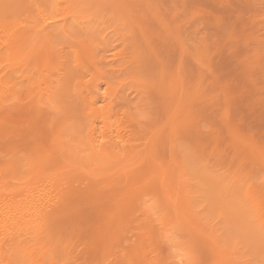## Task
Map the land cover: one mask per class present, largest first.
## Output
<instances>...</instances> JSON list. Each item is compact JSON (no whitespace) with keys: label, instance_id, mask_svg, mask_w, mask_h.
Masks as SVG:
<instances>
[{"label":"rangeland","instance_id":"rangeland-1","mask_svg":"<svg viewBox=\"0 0 264 264\" xmlns=\"http://www.w3.org/2000/svg\"><path fill=\"white\" fill-rule=\"evenodd\" d=\"M11 38L21 39L13 54L24 58H14L23 61L18 69L4 46ZM0 48V76L8 80L0 81L7 95L0 98V143L20 137L11 142L16 149L0 145V183L13 179L7 192L0 185L2 210L17 214L11 205L25 198L16 202L26 205L22 214L44 207L38 212H48L54 240L72 228L85 235L67 243L70 264L264 262V0H0ZM20 141L34 160L49 145L51 157L73 148L77 159L52 162L64 177L27 176L21 157L29 153ZM38 141L42 152H35ZM91 142L110 157L96 156ZM52 249L48 263L57 264L67 248Z\"/></svg>","mask_w":264,"mask_h":264},{"label":"bare ground","instance_id":"bare-ground-1","mask_svg":"<svg viewBox=\"0 0 264 264\" xmlns=\"http://www.w3.org/2000/svg\"><path fill=\"white\" fill-rule=\"evenodd\" d=\"M92 1H94V0H92ZM97 1H99V0H97ZM4 2V1H3ZM89 2V1H88ZM121 2V1H120ZM63 3V2H62ZM100 3V5L102 6L103 5V3L101 4V2H99ZM94 4V3H93ZM89 5V4H88ZM94 5H98V3H96V4H94ZM119 5V4H118ZM117 5V6H118ZM99 6V5H98ZM97 6V7H98ZM120 6V5H119ZM118 6V7H119ZM32 7V6H31ZM117 7V8H118ZM6 8V7H5ZM103 8V7H102ZM128 8V7H127ZM120 9V8H119ZM89 10V9H88ZM97 10V9H96ZM104 10V9H103ZM150 10V9H149ZM14 11V10H13ZM41 11V10H40ZM94 11V10H93ZM125 11V10H124ZM123 11V12H124ZM45 12V11H44ZM71 12V11H70ZM89 12H90V10H89ZM113 12H115V11H113ZM102 13V12H101ZM128 13V12H127ZM75 14V13H74ZM77 14V13H76ZM98 14H99V11H98ZM129 14H131V13H129ZM120 14H118V16H119ZM89 16V15H88ZM117 16V17H118ZM113 17H115L114 15H113ZM125 17V16H124ZM127 17H129V16H127ZM42 19V18H41ZM45 19V18H44ZM47 19V18H46ZM46 21V20H45ZM35 23V22H34ZM44 23V22H43ZM2 24H3V22H2ZM37 25V24H36ZM35 25V26H36ZM41 25V24H40ZM39 25V26H40ZM7 26H10V25H7ZM6 26V27H7ZM34 26V27H35ZM50 26V25H49ZM12 27V26H11ZM25 28V27H24ZM37 28H38V26H37ZM46 28H48V27H46V25H42L41 26V29L40 30H38L37 29V32L41 35V33L44 31V34H45V29ZM196 28V27H195ZM4 30H6V29H4ZM8 30H10V29H8ZM12 30V29H11ZM11 30H10V32H11ZM21 30V29H20ZM27 30V29H26ZM16 31V30H15ZM22 31V30H21ZM25 31V30H24ZM33 31V30H32ZM31 31V32H32ZM23 32V31H22ZM26 32H28V31H26ZM30 32V31H29ZM30 32V33H31ZM36 32V30L34 31V33ZM37 32H36V37H37ZM64 33V32H63ZM25 34V33H24ZM24 34H22V35H24ZM10 35V34H9ZM11 35H12V33H11ZM21 35V36H22ZM43 35V34H42ZM16 36V35H15ZM18 37V36H17ZM35 37V38H36ZM19 38V37H18ZM14 39V38H13ZM12 38L10 39V40H13ZM22 39H23V37H22ZM14 40H17V38H15ZM14 40L12 41V42H14ZM19 40H21V39H18V43L20 42ZM28 40H29V38H28ZM33 41V40H32ZM10 46H8V44H5V43H3V44H5L4 46L6 47V45H7V47H8V52L10 53V55L13 57L12 58V61L13 62H11V66H13L14 67V64H16V68L18 67V64L17 63H23V61L22 62H19L20 60H23L24 58H23V56H20V57H22L21 59L19 58V56H16V57H18L20 60L16 63V61L18 60V58H17V60L16 59H14V58H16V57H14L13 56V54H14V51H17V48H18V43L15 41L14 43H12L11 44V42H8V41H6ZM28 42V41H27ZM34 42L35 41H33V44H34ZM37 43V42H36ZM35 43V44H36ZM14 44V45H13ZM28 44V43H27ZM38 44V43H37ZM11 45H13V47L11 46ZM29 46H30V44H29ZM4 47V48H5ZM19 47H20V45H19ZM2 48V47H1ZM0 48V49H1ZM25 48H26V46H25ZM7 49V48H6ZM15 49V50H14ZM23 49V48H22ZM39 49V48H38ZM4 50V49H3ZM12 50H13V53H12ZM36 50V49H35ZM19 52V51H18ZM201 54V53H200ZM3 55V54H2ZM7 55H9L8 53H7ZM24 55V54H23ZM202 56V55H201ZM11 58V57H10ZM9 58V59H10ZM62 58V57H61ZM133 58V57H132ZM137 58V57H136ZM16 60V61H15ZM25 61V60H24ZM1 62H2V60H1ZM10 62V61H9ZM58 62V61H57ZM14 63V64H13ZM3 65H6V64H3ZM9 65V64H8ZM20 65V64H19ZM1 66H2V64H1ZM22 67H23V64H22ZM22 67H20V68H22ZM2 68H3V66H2ZM5 68V67H4ZM3 68V69H4ZM15 68V69H16ZM0 69H1V67H0ZM12 69V68H11ZM14 69V68H13ZM18 69V68H17ZM9 70H10V68H9ZM20 70V69H19ZM3 71V70H2ZM12 70H10L9 72H11ZM56 71H57V69H56ZM13 72H14V70H13ZM20 72V71H19ZM44 72V71H43ZM42 72V73H43ZM3 73V72H2ZM17 73V72H16ZM20 73H23V71L22 72H20ZM177 73V72H176ZM183 73V72H182ZM0 74H1V72H0ZM6 74H7V72H6ZM9 74V73H8ZM8 74H7V77H9L8 76ZM14 74V73H13ZM5 74H3V76H4ZM19 76H20V74H18ZM181 75V74H180ZM3 76H2V78H1V76H0V81H2L3 80V82H4V80H6V83H7V78H6V75H5V78L6 79H3ZM16 77H17V75H15ZM14 76V77H15ZM18 76V77H19ZM172 76V75H171ZM10 77H11V75H10ZM12 77H13V75H12ZM21 77V76H20ZM180 78V77H179ZM10 79H12V78H10ZM9 79V80H10ZM17 79V78H16ZM173 80V79H172ZM10 81H12V80H10ZM18 81V80H17ZM30 81V80H29ZM61 81V80H60ZM3 82H1V87H2V83ZM22 82V81H21ZM59 82V81H58ZM199 82V81H198ZM13 84V83H12ZM17 84V83H16ZM20 84V83H19ZM178 84V83H177ZM182 84V83H181ZM4 85V84H3ZM6 85V84H5ZM4 85V86H5ZM8 85V84H7ZM11 85V84H10ZM59 85V84H58ZM57 85V86H58ZM62 86L64 85V83L63 84H61ZM176 85V84H175ZM12 86V85H11ZM61 86V87H62ZM79 86V85H78ZM164 86V85H163ZM177 86H179V85H177ZM182 86V85H181ZM195 86V85H194ZM1 87H0V89H1ZM9 88H10V86H8ZM45 87V86H44ZM55 87V86H54ZM65 87H67V86H65ZM167 87H168V85H167ZM169 87H170V85H169ZM180 87V86H179ZM179 87H176V88H178L177 90H179ZM198 87V86H197ZM14 88V87H13ZM50 88V87H49ZM58 88H60V86L58 87ZM77 88V87H76ZM172 88V87H171ZM187 88V87H186ZM185 88V89H186ZM201 88V87H200ZM4 90H5V88H3ZM8 89V88H7ZM43 89V88H42ZM62 88H60V90H61ZM165 89H167V88H165ZM169 89V88H168ZM175 89V88H174ZM173 89V90H174ZM180 89H181V87H180ZM11 90H14V89H11ZM36 90V89H35ZM52 90H54V88L52 89ZM56 90V89H55ZM59 90V91H60ZM62 90H66V89H62ZM61 90V91H62ZM83 90V89H82ZM176 90V89H175ZM194 90V89H193ZM3 90H1V92H0V98L2 99V97L6 94L5 92L6 91H3ZM61 92V94H59V97H60V95H62V94H64L65 92ZM77 91V90H76ZM170 91V90H169ZM10 92V91H9ZM12 92H14V91H12ZM11 92V93H12ZM58 92V91H57ZM176 92V91H175ZM179 92H181V91H179ZM183 92V91H182ZM10 93V94H11ZM16 93V92H15ZM31 93V92H30ZM29 93V94H30ZM43 93H45V92H43ZM77 93V92H76ZM82 93V92H81ZM51 94V93H50ZM50 94H48V96L50 95ZM53 94V93H52ZM58 94V93H57ZM68 94V93H67ZM12 95V94H11ZM10 95V96H11ZM95 95V94H94ZM186 95V94H185ZM5 96H7V95H5ZM14 96V95H13ZM36 96V95H35ZM41 96V95H40ZM55 96V95H54ZM32 97V96H31ZM42 97V96H41ZM51 97V96H50ZM49 97V98H50ZM172 97H174V96H172ZM4 98V97H3ZM52 98H53V96H52ZM51 98V99H52ZM55 98V97H54ZM196 98V97H195ZM38 99V101L40 100V98H37ZM42 100H43V98H41ZM56 99V98H55ZM55 99H52V102H53V100H54V103L56 102V100ZM199 99V98H198ZM3 100V99H2ZM2 100H0V101H2ZM4 100H5V98H4ZM3 100V101H4ZM177 100H178V98H177ZM3 101H2V103H3ZM30 101H32V100H30ZM41 101V100H40ZM39 101V102H40ZM44 101V100H43ZM47 101V100H46ZM168 101V100H167ZM184 101V100H183ZM202 101V100H201ZM200 101V102H201ZM213 101V100H212ZM27 102V101H26ZM33 102H34V99H33ZM37 102V101H36ZM45 102V101H44ZM221 102V101H220ZM2 103H1V105L0 106H2ZM176 103V102H175ZM39 104V106H41L42 107V104L40 105V103H38ZM59 104V103H58ZM214 104V103H213ZM36 105V104H35ZM34 105V107L36 108V106ZM47 105H48V103H47ZM57 105V104H56ZM49 106V105H48ZM59 106V105H58ZM170 106H171V104H170ZM179 106V105H178ZM60 107V106H59ZM3 108V107H2ZM15 108H17L16 106H15ZM34 108V109H35ZM48 108V107H47ZM50 108V107H49ZM48 108V109H49ZM58 108V107H57ZM173 108H175V104H174V107ZM33 109V108H32ZM51 109V108H50ZM169 109V108H168ZM172 109V108H171ZM171 109H169V110H171ZM165 110H167V109H165ZM180 110V109H179ZM4 111V110H3ZM12 111H14V110H12ZM11 111V112H12ZM22 111L23 110H21L20 111V113H22ZM40 111V110H39ZM6 112H7V110H6ZM33 112H37L36 111V109H35V111H33ZM33 112H32V114H33ZM175 112V111H174ZM173 112V113H174ZM9 113V112H8ZM7 113V114H8ZM18 113V112H17ZM185 113V112H184ZM3 114V113H2ZM10 114V113H9ZM28 114V113H27ZM13 115H15V114H13ZM12 115V117H15V118H18L19 116H17L16 117V115L15 116H13ZM20 116L22 115V114H19ZM35 115V114H34ZM64 115H66V114H64ZM182 115V114H181ZM7 116H9V115H7ZM6 116V117H7ZM23 116H24V114H23ZM25 116H26V113H25ZM35 116H37V115H35ZM69 116V115H68ZM67 116V117H68ZM1 117V116H0ZM2 117H3V115H2ZM5 117V115H4V118H6ZM22 117V116H21ZM30 117H31V115H30ZM30 117H25V118H28V120H29V118ZM38 117H40L39 119H41V114H40V116H38ZM35 119V124L37 125V121H38V119L36 120V118L35 117H32V119ZM0 119H2V118H0ZM8 119V118H7ZM6 119V120H7ZM10 119H12V118H10ZM19 119H20V117H19ZM66 119V118H65ZM14 120V119H13ZM17 120V119H16ZM16 120H14L15 122H16ZM21 120V119H20ZM20 120H17V121H20ZM24 120V119H23ZM31 120V119H30ZM3 121H5V119L3 120ZM25 121V120H24ZM33 121V120H32ZM32 121H30V124H31V122ZM44 120H42V122H43ZM67 121V120H66ZM68 121H70V118H69V120ZM170 121V120H169ZM184 121H185V119H184ZM188 121V120H187ZM22 122V121H21ZM38 122H40V123H38V124H43L41 121H38ZM161 122V121H160ZM5 123H7V121L5 122ZM27 123H28V121H27ZM63 123V122H62ZM69 123V122H68ZM71 123V122H70ZM10 124H12V123H10V121H9V125ZM33 124H34V121H33ZM175 124V123H174ZM186 124H188V122L186 123L185 122V125ZM7 125V124H6ZM24 125H25V123H24ZM67 125V128H70L69 127V125L68 124H65V126ZM19 126H20V124H19ZM28 126H29V123H28ZM35 126V125H34ZM167 126V125H166ZM13 127H14V124H13ZM21 127V126H20ZM18 128V129H21V128ZM36 127V126H35ZM38 127V126H37ZM62 127H64V125L62 126ZM185 127H187V126H185ZM28 128V127H27ZM26 128V129H27ZM30 128V127H29ZM31 128H33V126L31 127ZM30 128V129H31ZM23 129V128H22ZM62 129V128H61ZM60 129V130H61ZM1 130V129H0ZM35 130V129H34ZM37 130V129H36ZM59 130V131H60ZM29 131V130H28ZM151 131H153V130H151ZM162 131V130H161ZM178 131V130H177ZM1 132H6V131H0V135H1ZM11 132H13V130H11ZM18 132H22V131H18ZM18 132H14L15 134L14 135H16V134H19ZM24 132V131H23ZM33 132H35V131H33ZM60 132H62V130L60 131ZM60 132H59V135H60ZM64 132V131H63ZM62 132V133H63ZM173 132V131H172ZM29 133H31V132H29ZM41 133H45V132H41ZM80 133V132H79ZM159 133H160V131H159ZM12 134V133H11ZM3 135V134H2ZM1 135V136H2ZM14 135L12 136V137H14ZM23 135V137H24V135L25 134H22ZM29 136V135H28ZM62 136V135H61ZM156 136H158V135H156ZM180 136V135H179ZM63 137V136H62ZM88 137V136H87ZM17 138H20V137H18L17 136ZM17 138L15 139V140H11V142H13V141H16L17 140ZM64 138V137H63ZM70 138V137H69ZM68 138V139H69ZM72 138V137H71ZM7 138H5V140H6ZM36 139H37V137H36ZM35 139V140H36ZM44 139V138H43ZM89 139H90V137H89ZM4 140V139H3ZM4 140V142L3 143H0V145L2 144H4V143H6V144H9V146H11L12 148H14V149H16V147L19 145H17V146H14L16 143H9L8 142V140L9 139H7L6 141ZM96 140V139H95ZM10 141V140H9ZM18 141V140H17ZM30 141V142H29ZM42 141V140H41ZM69 141H70V139H69ZM90 141H91V139H90ZM92 141H93V139H92ZM97 141V140H96ZM96 141H94V142H96ZM160 141V140H159ZM0 142H2V140L0 141ZM21 142V141H20ZM60 142V141H59ZM58 142V143H59ZM22 143V142H21ZM24 143V145L27 147V144H25L26 142H23ZM22 143V144H23ZM27 143H29L28 144V147L30 148L31 146H33V143H31V140L29 139L28 141H27ZM35 143V142H34ZM40 143H42V142H40V141H38V142H36V144H37V149L35 148V152H38V151H40V150H42L43 151V154H42V156H44L45 158H40L39 156H38V159L39 160H34V159H32V156L34 155V152L32 153V152H30L29 153V151L31 150V148H30V150H29V148L27 149V151H28V153L29 154H27L26 152V150H24V149H22L21 148V150H23V152H22V154L24 155L25 153H26V156L24 155V156H22L21 157V159H23V160H26V158H27V161H25V162H22L23 164H25L26 163V167H23L24 169H25V171H23V173H25L27 176H34L35 175V177H37V174H38V176L39 177H42V178H44V176H48V177H50V180L52 179L51 177H55V178H58L59 177V175H62V174H64L65 172H59L58 173V171H57V168H55V167H53V164L55 163V162H60V161H62V162H67L68 161V163H70L71 161H74L73 159H77V155H76V157H74L73 155H74V153H72V152H74L75 150L72 148V150H74V151H72V150H69L68 149V147H67V150H69L68 152L66 151V154L64 155V156H62L63 154H64V152H63V154L62 155H60V152H58L59 153V157H51V155L52 154H47V153H45V151L46 152H48L49 150V148H51V147H47L48 149H43L42 147H40V146H42V144H40ZM57 143V144H58ZM89 143V142H88ZM92 143V142H91ZM117 142H115V143H113V145H114V149H116L117 148V145H118V147H119V144H116ZM121 143V142H120ZM31 144V145H30ZM39 144V145H38ZM55 144V143H54ZM62 144V143H61ZM122 144V143H121ZM158 144V143H157ZM160 144V143H159ZM161 144H162V142H161ZM30 145V146H29ZM35 145V144H34ZM69 145V144H68ZM71 145V144H70ZM92 145L94 146V143H92ZM91 144H89V146H88V144H87V146L88 147H90V146H92ZM96 145V144H95ZM98 145V144H97ZM96 145V146H97ZM25 146H22L23 148H26ZM38 146H39V148H42V149H38ZM73 146H75L74 144H72V146H70V147H73ZM92 146V147H93ZM96 146H94L93 147V150H94V152L93 153H95V155L96 156H98L99 155V157H100V155L101 156H103V157H107L106 155L108 154L107 152H106V155L104 154V153H102V149H104V146L101 144V145H99V151H97L96 149H97V147ZM156 146V145H155ZM163 146V145H162ZM169 146V145H168ZM96 147V149H94ZM2 148V147H1ZM9 149V151L11 150H13V149ZM33 148V147H32ZM63 148V147H62ZM65 148V147H64ZM75 148H76V146H75ZM81 148H82V145H81ZM81 148H79L78 150L80 151V149ZM169 148V147H168ZM55 149H57V147L55 148ZM55 149H53V150H55ZM60 149V151H61V148H59ZM156 149V148H155ZM165 149V148H164ZM38 150V151H37ZM48 150V151H47ZM63 151H64V149H62ZM89 150H91V149H89ZM108 150V149H107ZM8 151V150H7ZM14 151V150H13ZM19 151V150H18ZM25 151V152H24ZM42 151H40V152H42ZM58 151V150H57ZM72 151V152H71ZM97 153H96V152ZM159 151V150H158ZM62 152V151H61ZM78 152V151H77ZM76 152V153H77ZM80 152H82L83 153V151H80ZM80 152H78V153H80ZM85 152V151H84ZM48 153H50V152H48ZM57 153V154H58ZM77 153V154H78ZM113 153V152H112ZM156 153H158V152H156ZM47 154V155H46ZM54 154V153H53ZM73 154V155H72ZM89 154V153H88ZM137 154V153H136ZM29 155V156H28ZM36 155V154H35ZM93 155V154H92ZM113 155V154H112ZM138 155V154H137ZM37 156V155H36ZM36 156H34V157H36ZM73 156V157H72ZM79 156V155H78ZM94 156V155H93ZM92 156V157H93ZM108 156H109V154H108ZM26 157V158H25ZM91 157V158H92ZM99 157H97V158H99ZM110 157V156H109ZM85 158V157H84ZM90 158V160H92ZM108 158V157H107ZM80 159V158H79ZM93 159H95L96 160V158H94L93 157ZM168 159V158H167ZM64 160V161H63ZM66 160V161H65ZM80 160H82V159H80ZM79 160V161H80ZM98 160V159H97ZM107 160V159H106ZM110 160V159H109ZM54 161V163L52 164V162ZM86 161V160H85ZM84 161V159H83V161L82 162H85ZM108 161V160H107ZM156 161V160H155ZM3 162V161H2ZM6 162H8V161H6ZM76 162V161H75ZM97 162V161H96ZM151 162V161H150ZM22 163H20L21 165H22ZM77 163V162H76ZM88 163V162H87ZM89 163H90V161H89ZM92 163V162H91ZM103 163H104V161H103ZM3 164V163H2ZM60 164H61V162H60ZM93 164V163H92ZM233 164V163H232ZM7 165H9V163H6V166ZM63 165H65V164H63ZM70 165H72V162H71V164ZM84 165V164H83ZM86 165V164H85ZM91 165V164H90ZM20 166V165H19ZM52 166V168H50ZM88 166V165H87ZM92 166V165H91ZM175 166V165H174ZM16 167V166H15ZM14 167V168H15ZM80 167V166H79ZM6 168V167H5ZM13 168V169H14ZM22 168V169H23ZM46 168V169H45ZM68 168V167H67ZM7 169V168H6ZM19 169V168H18ZM17 169V170H18ZM23 169V170H24ZM10 170V169H9ZM58 170H60L59 168H58ZM166 170V169H165ZM57 171V173H54V172H56ZM61 171V170H60ZM241 171V170H240ZM10 172V171H9ZM8 171H7V173H9ZM18 172H19V170H18ZM28 174H27V173ZM200 172H202V171H200ZM2 173V172H1ZM1 173H0V179H1V177H3V176H1ZM35 173H37V174H35ZM61 173V174H60ZM67 173V172H66ZM181 173V172H180ZM10 174H11V172H10ZM32 174H34V175H32ZM69 174V173H68ZM165 174V173H164ZM236 174V173H235ZM26 175L24 176V177H26ZM180 175V174H179ZM182 175V174H181ZM231 175V174H230ZM63 176V175H62ZM164 176V175H163ZM5 177V176H4ZM64 177V176H63ZM204 177V176H203ZM218 177V176H217ZM14 178V177H13ZM23 178V177H22ZM30 178V177H29ZM32 178V177H31ZM30 178V180H33V178L31 179ZM162 178V177H161ZM166 178V177H165ZM236 178V177H235ZM6 179H11V177L9 178H5V180ZM44 179H46V178H44ZM61 179V178H60ZM69 179V178H68ZM160 179V178H159ZM167 179V178H166ZM29 179H28V181L29 182H31ZM37 180V179H36ZM55 180V179H54ZM62 180V179H61ZM162 180V179H161ZM160 180V181H161ZM13 181V179H11V181H9V182H12ZM15 181H17V180H15ZM28 181L26 182L27 184L26 185H29L28 184ZM60 181V180H59ZM63 181H64V179H63ZM164 181V180H163ZM9 182H7V184H2V183H0V185L2 186V185H4L5 186V189H6V186L8 187V190H11V184H9L8 185V183ZM22 182V181H21ZM20 182V184L22 185V184H25V182L24 183H21ZM37 182V181H36ZM55 182V181H54ZM232 182H233V180H232ZM236 182V181H235ZM17 183H19V181L17 182ZM16 183V184H17ZM55 183H57V181L55 182ZM20 184H18L20 187H22ZM38 184V183H37ZM51 184V183H50ZM58 184V183H57ZM163 184H164V182H163ZM236 184V183H235ZM217 185V184H216ZM232 185V184H231ZM42 186V185H41ZM227 186V185H226ZM12 187H15V186H12ZM40 187V186H39ZM166 187H167V185H166ZM23 188V187H22ZM27 188V187H26ZM31 188V187H30ZM46 188H48V186L46 187ZM1 189V188H0ZM18 190V192H19V189L20 188H18V187H15V190H14V188L12 189L14 192L15 191H17ZM32 189V188H31ZM51 189H53V188H51ZM2 190H3V188H2ZM21 190V192L20 193H23V190H24V193H26L25 191H26V189H20ZM44 190V189H43ZM228 190V189H227ZM231 190V189H230ZM6 192H7V189L5 190ZM12 191V192H13ZM197 191V190H196ZM195 191V192H196ZM216 191V190H215ZM13 192V193H14ZM30 192V191H29ZM29 192H27L28 194H30ZM39 192V191H38ZM24 193L22 194V196L24 195ZM33 193V192H32ZM47 193V192H46ZM228 193V192H227ZM2 194H5V193H2ZM10 194V193H9ZM17 193H15V195H16ZM41 194V193H40ZM72 194V193H71ZM159 194V193H158ZM163 194V193H162ZM6 195H7V193H6ZM5 195V196H6ZM14 195V196H15ZM27 195V194H26ZM164 195V194H163ZM7 196H9V195H7ZM6 196V197H7ZM22 196H17V197H22ZM83 195H81V197H82ZM16 197V196H15ZM23 197H26V196H23ZM22 197V198H23ZM30 197H31V195H30ZM32 197H33V195H32ZM32 197H31V199H32ZM34 197L36 198V197H38V196H36V195H34ZM77 197V196H76ZM5 198V197H4ZM4 198H2L1 197V201H0V264H49L48 262H50V260H51V262H52V259L54 260V258H52V256L53 255H55V253L54 252H51V250L50 249H52L51 247H53V249L54 248H56L55 246H57V250H59V251H62V249H64L65 250V248H67V250L65 251V252H67L66 254H64L65 252H63L62 251V253L64 254V255H66V256H62L63 257V259H64V261H62V262H64L65 263V261L67 262L66 264H68V261H67V259L69 260V257L70 256H68V255H70V253H68V251H69V248L68 247H71V245L70 244H72L73 243V240H77L76 241V243L78 242H82L83 240H84V237H85V239H86V236L85 235H83V234H81V235H79V234H77L76 232V234L74 233V229L72 228L68 233H66L67 235H63V236H65V238L64 239H61V238H57L58 240H54V238H51L50 237V235H53L52 234V232L49 234V232H48V229L46 228V222H48L47 220H45V219H47V218H45L44 216L46 215V214H48V212H46L45 214L43 213V215L44 216H42L41 214H39V212H40V210L41 209H43L44 207H42L40 210L39 209H32V206H34V203L36 202V200H38L39 201V199H34L35 200V202H34V200H32V202L31 203H29V204H31L30 206H31V208L30 209H32V211H33V213L31 214V212L30 213H28L27 214V212L26 213H24V214H22L23 213V209H25V207H26V205H24V204H17L19 201L21 202V201H24L25 200V198H24V200L22 199V200H19L18 202L17 201H15V203H14V205H11V206H13L11 209L12 210H14L17 214H13V213H10L9 211H8V209H7V211H5V210H2L4 207H1V204L2 203H5V201H3L2 202V200H4ZM27 198L29 199V197H28V195H27ZM40 198V197H39ZM80 198V197H79ZM164 198H166L165 196H164ZM224 198V197H223ZM234 198H236V197H234ZM27 199V200H28ZM71 199H72V197H71ZM70 199V200H71ZM12 200H14V199H12ZM26 200V201H27ZM180 200V199H179ZM178 201V200H177ZM224 201V200H223ZM34 202V203H33ZM49 202V201H48ZM176 202V201H175ZM11 203V202H10ZM25 203V202H24ZM40 202H38V204H39ZM196 203H197V201H196ZM227 203V202H226ZM230 203V202H229ZM36 204V203H35ZM41 204H42V202H41ZM56 205L58 204L57 202L55 203ZM55 204L54 205H51V208H53L54 206H55ZM71 204V203H70ZM194 204H195V202H194ZM244 205V204H243ZM7 206H9V205H7ZM15 206V207H14ZM41 207V205L39 204L37 207ZM232 206V205H231ZM10 207V206H9ZM29 207V206H28ZM36 206H35V208H37ZM39 207V208H40ZM34 208V207H33ZM46 208V207H45ZM48 208V207H47ZM56 208V207H55ZM189 208H191V207H188V209ZM233 208V207H232ZM5 209V208H4ZM54 209V208H53ZM38 210H39V212H38ZM151 210V209H150ZM149 210V211H150ZM193 210H195L194 208H193ZM2 211H4V212H2ZM25 211H26V209H25ZM42 211V210H41ZM60 211V210H59ZM233 211V213H234V210H232ZM247 211V210H246ZM42 212H44V211H42ZM223 212V211H222ZM245 212V211H244ZM254 212V211H253ZM51 213V212H50ZM195 213V212H194ZM217 213V212H216ZM58 214V212H56V215ZM62 214V213H61ZM196 214V213H195ZM231 214V213H230ZM238 213H236L235 212V215H237ZM32 215V216H31ZM33 215H35V217H36V219L33 217ZM51 215V214H50ZM53 215V214H52ZM66 215V214H65ZM228 215V214H227ZM234 215V216H235ZM239 215V214H238ZM240 215H242V214H240ZM244 215V214H243ZM59 216V215H58ZM187 216V215H186ZM230 216H232V215H230ZM245 216V215H244ZM247 216V215H246ZM26 217L28 218V219H26ZM30 217H32V218H34L33 220H32V218L30 219ZM43 217V218H42ZM46 217H50L49 215H47ZM53 217H54V215H53ZM59 217H61V216H59ZM63 217V216H62ZM45 218V219H44ZM52 218V217H51ZM50 218V219H51ZM55 218V217H54ZM230 218V217H229ZM243 218V217H242ZM253 218V217H252ZM50 219H49V221H50ZM56 219V218H55ZM239 219H240V217H239ZM249 219H250V217H249ZM68 220V219H67ZM55 221V220H54ZM54 221H51V222H53L54 223ZM183 221V220H182ZM182 221H181V224H183L182 223ZM235 221H237L236 219H235ZM250 221H251V219H250ZM65 222V221H64ZM246 222V221H245ZM248 222H249V220H248ZM233 224V223H232ZM54 225V224H53ZM68 225V224H67ZM47 227H52L51 225H49V223H48V225H47ZM54 227H56V226H54ZM69 227H70V225H69ZM178 227V226H177ZM225 227V226H224ZM261 227H264V226H261ZM226 228V227H225ZM224 228V229H225ZM69 229V228H68ZM223 229V228H222ZM226 230V229H225ZM224 230V231H225ZM246 230V229H245ZM2 231V232H1ZM72 231V232H71ZM56 232V231H55ZM223 232V231H222ZM57 233V232H56ZM55 233V235H57ZM223 233H225V232H223ZM230 233V232H229ZM241 233V232H240ZM239 233V234H240ZM63 234V233H62ZM62 234L60 233V235L62 236ZM193 234V233H192ZM263 234V233H262ZM42 235V236H41ZM44 235V236H43ZM59 235V234H58ZM57 235V236H58ZM59 235V236H60ZM78 235H79V238H78ZM54 236V235H53ZM62 236V237H63ZM66 236H67V238H66ZM82 236V237H81ZM40 237L42 238V241L44 242H46V243H44V244H46V247L45 246H43V247H38L37 245H39V243L40 242H42V241H40ZM44 237V238H43ZM209 237V236H208ZM211 237V236H210ZM259 237V236H258ZM46 238H47V240L49 241V242H47L46 241ZM81 238H83V239H81ZM202 238V237H201ZM51 239H53V240H51ZM73 239V240H72ZM164 239V238H163ZM231 239V238H230ZM65 240V241H64ZM38 241H40L38 244H37V242ZM50 241H54V242H50ZM251 242V241H250ZM48 243V244H47ZM51 243V244H50ZM67 243H69L68 244V247H66V245H67ZM76 243L74 242L73 244H75L76 245ZM253 243V242H252ZM85 244V243H84ZM210 244H211V242H210ZM255 244V243H254ZM253 244V245H254ZM48 245H50L51 247H49ZM70 245V246H69ZM81 245H83V244H81ZM64 246V248H62ZM123 246V245H122ZM237 246V245H236ZM251 246H252V244H251ZM50 249H49V248ZM58 247H60V248H58ZM79 247V246H78ZM39 248H41V249H39ZM221 248V247H220ZM263 248V247H262ZM46 249L47 250H49L51 253H54L53 255L51 254V255H49V256H51L50 258V260L48 261V259H49V256L47 255L48 253L50 254V252L49 251H47L46 252ZM52 249V251H54ZM61 249V250H60ZM261 249V248H260ZM45 250V251H44ZM57 250H55V251H57ZM85 251V250H84ZM240 251V250H239ZM87 252V251H86ZM214 252V251H213ZM219 252H221V251H219ZM254 252V251H253ZM39 253V254H38ZM47 253V254H46ZM59 253H61V252H59ZM210 253V252H209ZM235 253V252H234ZM68 254V255H67ZM86 254H89V257H90V253H86ZM215 254H218V252L217 253H215ZM214 254V255H215ZM219 256H220V254H218ZM225 255V254H224ZM230 255V254H229ZM250 255V254H249ZM68 256V257H67ZM96 256V255H95ZM99 256V255H98ZM222 256V255H221ZM258 256H259V254H258ZM257 256V257H258ZM46 257H48V258H46ZM257 257H256V261H258V263L260 262V260H257ZM263 257H264V255H263ZM263 257H262V260H263ZM66 258V259H65ZM71 258V257H70ZM73 258V257H72ZM77 258V257H76ZM81 258V257H80ZM93 258V257H92ZM95 258V257H94ZM181 258V257H180ZM214 258V257H213ZM219 258V257H218ZM47 259V260H46ZM78 259V258H77ZM95 259H97V258H95ZM233 259V258H232ZM92 260V259H91ZM215 260V259H214ZM60 261V262H61ZM73 261V260H72ZM80 261V260H79ZM90 261V260H89ZM88 261V262H89ZM216 261H217V259H216ZM224 261V260H223ZM254 262H255V260H253ZM60 262H58V263H60ZM78 262V261H77ZM93 262H95L94 260H93ZM57 263V262H56ZM57 263V264H58ZM71 263H73V262H71ZM91 263V262H90ZM96 263V262H95ZM263 264L264 262L263 261H261L260 262V264ZM69 264H70V260H69ZM73 264H75V263H73ZM77 264V263H76ZM89 264V263H88Z\"/></svg>","mask_w":264,"mask_h":264}]
</instances>
